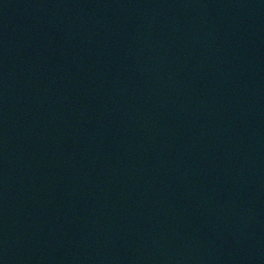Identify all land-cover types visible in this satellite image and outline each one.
<instances>
[{
    "label": "water",
    "instance_id": "obj_1",
    "mask_svg": "<svg viewBox=\"0 0 264 264\" xmlns=\"http://www.w3.org/2000/svg\"><path fill=\"white\" fill-rule=\"evenodd\" d=\"M0 264H264V0H0Z\"/></svg>",
    "mask_w": 264,
    "mask_h": 264
}]
</instances>
